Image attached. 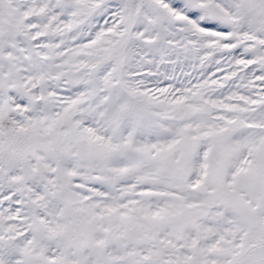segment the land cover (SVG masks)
I'll return each mask as SVG.
<instances>
[{
  "label": "snow or ice",
  "instance_id": "snow-or-ice-1",
  "mask_svg": "<svg viewBox=\"0 0 264 264\" xmlns=\"http://www.w3.org/2000/svg\"><path fill=\"white\" fill-rule=\"evenodd\" d=\"M0 264H264V0H0Z\"/></svg>",
  "mask_w": 264,
  "mask_h": 264
}]
</instances>
